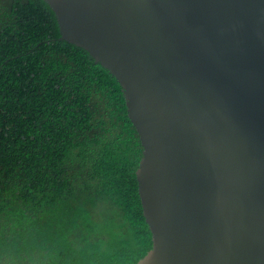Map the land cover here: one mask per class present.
Instances as JSON below:
<instances>
[{"label": "water", "instance_id": "water-1", "mask_svg": "<svg viewBox=\"0 0 264 264\" xmlns=\"http://www.w3.org/2000/svg\"><path fill=\"white\" fill-rule=\"evenodd\" d=\"M44 1L139 135L137 264H264V0Z\"/></svg>", "mask_w": 264, "mask_h": 264}, {"label": "trees", "instance_id": "trees-1", "mask_svg": "<svg viewBox=\"0 0 264 264\" xmlns=\"http://www.w3.org/2000/svg\"><path fill=\"white\" fill-rule=\"evenodd\" d=\"M117 80L44 0H0V264H137L142 159Z\"/></svg>", "mask_w": 264, "mask_h": 264}]
</instances>
